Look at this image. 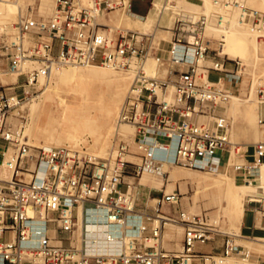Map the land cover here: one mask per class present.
Listing matches in <instances>:
<instances>
[{
    "label": "built area",
    "instance_id": "obj_1",
    "mask_svg": "<svg viewBox=\"0 0 264 264\" xmlns=\"http://www.w3.org/2000/svg\"><path fill=\"white\" fill-rule=\"evenodd\" d=\"M49 19L36 5L24 9L19 0H0V76L16 77L0 82V264H228L234 258L247 260L245 247L234 235L220 231L206 215L183 212L178 193L165 194L150 210L136 206L134 182L143 173H157L167 163L201 171L231 169L237 182L256 189L247 196L244 213L259 218L264 245V190L257 170L264 166V139L238 147L230 139V124L224 115L229 94L222 76L233 72L237 62L220 57L224 41L211 49L205 40V21L190 23L192 40L175 34L166 60L176 75L157 78L144 71L154 54L152 34L119 30L107 33L100 18L114 10L129 9L124 0H51ZM216 6H235L241 24L264 32V12L244 7L236 0H214ZM179 31L184 22L176 21ZM222 26V17H217ZM146 44V46H145ZM191 61L186 64L187 54ZM212 54L211 65H198ZM185 63V64H184ZM101 66L132 70L134 76L117 118V127L133 129L132 140L115 133L105 157L83 147L31 145L24 135L25 117L14 121L23 105L37 98L54 72ZM185 69V70H184ZM211 72L218 74L215 81ZM264 106V86L256 92ZM19 112V111H18ZM258 127L264 132L260 113ZM232 154L237 161L228 162ZM10 177L5 179L1 171ZM162 206L175 211L162 212ZM102 212L105 224L115 228L104 236L105 248H92L78 231V212ZM167 224L182 228L181 250L166 251L162 233ZM222 239V253H202L199 247Z\"/></svg>",
    "mask_w": 264,
    "mask_h": 264
},
{
    "label": "bare ground",
    "instance_id": "obj_2",
    "mask_svg": "<svg viewBox=\"0 0 264 264\" xmlns=\"http://www.w3.org/2000/svg\"><path fill=\"white\" fill-rule=\"evenodd\" d=\"M124 1L127 4L129 0ZM201 1H203V7H199L196 3L190 2L188 0H153L152 8L149 11L147 18H145L144 20L131 15L129 9L125 7L121 9V13H117L115 11L110 12L107 16L108 18L101 17L99 21H101V19H104L105 22L100 23L107 29V31H118L121 29L119 28V26H127L128 28L137 30L140 29L141 31H143L141 33L154 34L155 32L158 41L163 44L167 40L169 41V33H166V35H164L163 33H159L155 28L157 21L162 15H167L168 18L172 21L173 18H175L174 16H178V18H180L182 21L189 23H194V20L196 18L199 20L202 19L205 21L206 30L210 34L215 36L219 35L218 37H222L224 40L228 38L231 40V42H234L239 46V56L246 65H250L252 66V68H255L256 66L254 65L256 64V62H264V41L262 43H258L256 41L257 37H264V32H259L247 27L246 25H242L238 19V10L235 6H229L227 7V9L224 8L226 10H224V14L222 16V21L224 22V25L221 26L222 28L214 27L211 24L207 25L206 21H208L209 17L214 14L212 13V8L209 4L210 1ZM84 2L89 3V0H84ZM243 2L248 5V8L251 7L257 11L264 12V0H244ZM51 3V9H47L46 6H43V4H38L36 6L39 15L44 19H49L53 13L54 4L52 1ZM19 4L23 7V9L27 5H30H25L24 3H22V0H19ZM47 13L49 14L47 16H44ZM170 20L168 21L169 24ZM172 26L173 25L171 24V27ZM123 30L131 31L127 28ZM208 32H206L207 35ZM225 47L226 46L223 44L220 50H225ZM191 59V52H188L186 64L189 63ZM164 61L169 62L168 60H161L160 62H156L155 59L150 58L149 64H146V69L144 67L145 73H149V76L152 75L156 77L157 71L154 70V66H156L154 65V63L161 64ZM201 62L202 61L198 60L197 64L200 66ZM108 70L109 71L102 70L95 66H87L79 68L76 71L74 70V73L71 72L72 69H69L67 71H63L62 69V71L59 70L57 72H54L51 77V80H53V84H49L44 87V91L42 93V97L44 99L43 102L48 103V107L46 110H44L39 107V104L33 103L28 107V111L31 115L30 118H32V123L30 126H28L30 123L27 125L28 128H25V132H27L30 137H34L36 140H38V137H40L41 135L43 137L44 134H48L49 140L48 142H45V147H57L62 143V141H64L68 144V147L76 148L80 139L84 135H89L92 141L90 149L93 148V150L95 151L94 156L105 157L108 151L107 148L109 147V144H107V140L112 133L113 122L116 121L120 106L123 102L124 96H126V92L128 91L130 83L134 76V72L132 70L125 71V73H121V70H119V72L114 69ZM246 75V77L240 78V90L238 95H231V91H229L228 94L230 100L225 104V112L232 120V129L230 130L232 137L235 138L237 136H241L249 140L248 143H255L260 137L262 138V135L264 134V132H260L258 131L259 129H257V108L254 107V98L257 92V86L256 84H254L248 89L245 86L248 78H251L255 83H257V85H264V78L258 77L259 73L253 71V69L247 71ZM2 76H0L2 77L0 78V82L2 84H11L14 82L12 78L5 77V75ZM225 82H227V80H225L224 83L222 82V80L220 82L223 87ZM228 82L231 84L233 81ZM103 87L108 90V94L103 99H100V96L102 94L101 90ZM51 107H55V110L50 109ZM21 109H23V107ZM18 111H15L14 114L19 115ZM30 118L29 120H31ZM14 121L18 122L16 118H14ZM50 126L51 128L49 129L48 127ZM121 126L123 128V126L125 125ZM131 130H124L123 133L117 130L116 133H118L120 137L131 141L134 133L132 128ZM230 157L228 158L229 163H231ZM175 166L177 165L163 163L159 172H146L141 175H150L155 177L141 178L140 176L139 178H137V180H127L129 182H134V187H136L140 183L142 185H146L152 188L155 187L158 189H161L164 183V191L167 194L176 191V189H178L177 184L179 182L194 183L196 184L195 187L197 189V192L195 194L196 197L194 196L195 200H197V198H201L202 201L205 200L204 198H206V200L209 201L206 203L207 208L209 206L217 208V212H222L230 224H240L244 216L245 199L247 196L255 194L256 189L248 185L237 183L236 180L232 176L227 175L226 172H204L198 169L191 168L186 170H179L176 169ZM256 173L260 181V188L264 190V166L258 169ZM200 174H210L212 175V177L214 176L215 179H212L213 181H206L204 180L206 178L204 177V179H202ZM1 176L5 179H8L10 177V173L8 170L3 169L1 171ZM180 191L181 195L187 194V190H185L182 186H180ZM178 196L180 198L179 194ZM157 202L158 199H155L153 197L150 198L148 202V208L150 210L155 209ZM197 207L199 208V206ZM161 211L165 212L168 210L166 206H162ZM182 211L187 212L185 210ZM189 211L190 213H188L190 214V216L202 215L192 214L191 212L194 211V209L192 208H190ZM78 217V231L89 239V243L92 248L97 250L104 249V236L108 232L115 231V228L108 227L105 224L103 213L100 211L95 212L92 210L84 213L79 210ZM212 221L214 224L218 222V219L215 218ZM173 225L180 226L179 224ZM87 230H89V232H86ZM231 235H234L235 240L240 238L248 242L254 252L258 254V256L256 257V261L264 262V245L260 243L258 239H251L245 236L235 235L234 233L232 234V231ZM246 250L249 254L248 259H252L251 253L247 248ZM228 264L246 263L238 262L235 260L232 261V259L230 258L228 260ZM248 264L253 263L248 262Z\"/></svg>",
    "mask_w": 264,
    "mask_h": 264
},
{
    "label": "rangeland",
    "instance_id": "obj_3",
    "mask_svg": "<svg viewBox=\"0 0 264 264\" xmlns=\"http://www.w3.org/2000/svg\"><path fill=\"white\" fill-rule=\"evenodd\" d=\"M188 1L196 3L199 7H201L203 5V1H201V0H188ZM208 1H210L209 4L211 5L212 13L214 15H211L209 17V20H208L209 22L206 21V24L207 25L208 24L209 25L211 24L214 27L222 28L221 26L219 27L216 24L217 17L218 16H221L222 17L223 14H224V10H226L227 7H224V6L221 7V6L214 5V3H213L214 0H208ZM236 1H238V0H236ZM243 1L244 0H242V2H241V0H239L238 2H240L241 4L243 3V6L248 8V5H246V3L243 2ZM22 3H24L25 5L26 4H30V5H33L34 4L36 6L38 4H43V6L44 7L46 6L47 9H51L52 8V3H51L50 0H22ZM224 8H226V9H224ZM138 9H139V0H134L133 1V4H132L131 10L132 11H137ZM250 9H253V8L250 7ZM114 11L117 12V13H121L122 12V10H114ZM114 11H112V12H114ZM215 11H217V12H215ZM48 14L49 13L45 14L44 16H47ZM107 16H105V18H108ZM210 19H211L212 22L210 21ZM222 20H223V18H222ZM197 21H199V19L196 18L194 20V22H197ZM200 21H202V19ZM100 22L101 23H104L105 21H104V19H101ZM183 22H185V21H183ZM223 25H224V22L222 21V26ZM242 25H244V24H242ZM119 28H121L120 30H123V29H126V28L129 29V30H131V31H136L137 30V29H133V28H128L127 26H119ZM205 30H206V25H205V28H204V34H203V36H204L205 40H207L209 42V47L211 49L216 50L217 49V40H219L221 37H218L219 35H217V36L212 35V34H210L206 30V32H208V35H207V33L205 32ZM118 31L117 30L116 31L110 30V31H107V33H109V35L111 37L115 38L117 36V32ZM137 31L138 32H143L140 29L137 30ZM223 41H224L223 44L226 47H225V50L222 49V50L219 51L220 52L219 53L220 54V57H222V58H228L229 60L238 63V65L236 66V68L234 67V69H233V66L232 65H229L228 66V70H230V71L233 70V72H230V73L226 74V76H222V82L223 83H224L225 80H227V82H225L223 88L226 90L227 93H229V91H231V95H238L239 94V90H240V87H239L240 78L241 77H246L247 76L246 75L247 71H250V70L253 69V71H255L256 73L257 72L259 73L260 76L258 75V77L264 78V62L263 61L256 62V64L254 65V66H256L255 68H252V66H250V65H246L241 60V58L239 56V46L237 44H235L234 42H231V40L228 39V38L225 39V40L223 39ZM256 41L258 43H262L264 41V37H262V36L261 37H257L256 38ZM226 43H228V44H226ZM158 45H159V48H161L160 44H158ZM253 55H255V54H253ZM211 58H212V54H209V58H207L205 61L201 62L200 65L210 66L211 65ZM149 59L150 58H148V60H147L148 62L146 61V63H145V66H144L145 69H146V66H147L146 64H149ZM154 65H156V66H154V70H156L159 73H162V75L157 74L156 77L157 78H165L166 75H167V73H168V69H169L170 63L167 62V61H164L161 64L160 63H156V64L154 63ZM95 67H97L99 69H102V70H106V71H109L108 69H110V68H105V67H101V66H95ZM77 69H79V68L73 69L71 72L74 73ZM67 70H69V69L68 68L63 69V71H67ZM116 71L119 72V70H116ZM125 71H127V70H121V73H125ZM217 76H218L217 73L211 72V74H210L209 77H210L211 80H214V79L217 78ZM2 77H4V76H2ZM2 77H0V78H2ZM5 77L12 78L14 80V82L16 80V77L14 75L6 74ZM228 81H233V82L230 84ZM234 81H235V83H234ZM49 84L52 85L53 84V80H50V82L47 85H49ZM254 84H256V86H257L256 88L257 89L259 87L264 86V85H257V83H255L251 78H248V81L246 82V86L245 87L248 89V88H250ZM43 91H44V87L41 88L35 94V96H37L36 99H34L33 101H31V102L23 105L22 106L23 109H21L22 107L20 108L21 110L18 109L19 110V115L16 117V119L18 121L21 120V119L20 120L18 119L19 116L25 117L26 121H25V125H24V134L27 137V139H28V141H29V143L31 145L35 144L34 146H37V145L44 146L45 142H48V140H49V138H48L49 135L48 134H44L45 136L43 135V137L41 135L40 137H38V140H36L34 137H32V136L30 137V135H28V133L25 132V130H26L25 128H28V126H30L31 123H32V118H30L31 115H30V113L28 111V107L30 105H32V103L33 104H39V107L42 108V109H44V110H46L47 107H48V103L43 102V100H44L43 97H42ZM101 92H102V94L100 96V99H103L108 94V90L105 87H103L102 90H101ZM126 94H127V92H126ZM124 99H125V96H124ZM254 99H255L254 100L255 101L254 102V107L257 108V119L259 118L260 113H262V115L264 117V106H261V105L258 104L257 99H256V95H255V98ZM40 100H42V101H40ZM40 102H41V104H40ZM50 109L55 110V107H51ZM223 111H224V115L226 116V118L229 121L230 130H231L232 129V120L230 119V117L225 112L226 111L225 110V106H224V110ZM29 118L31 120H29ZM257 127H258V125H257ZM48 128L50 129L51 126L48 127ZM257 129H259L258 131L261 132V130H260L259 127ZM117 130H119V132L123 133L124 130L128 131V130H131V128H129L128 126L127 127L126 126H123V128H122V126L117 127L116 121H114L113 122V126H112V133L108 137V140H107V144H109L108 145L109 147H110V141H111L112 137L114 136V134L116 133ZM28 136H29V138H28ZM263 136H264V134L262 135V138L260 137L257 141H260L261 139L263 140L264 139ZM230 139H231V141L233 143L238 144V147H242V146H244L246 144H251V143H248L249 140H247V139H245V138H243L241 136H237L235 138L232 137L231 132H230ZM91 143H92V141H91L90 136L89 135H84L80 139V141L78 142V145L76 146V148L75 147H72V148L71 147H68V144L66 142H64V141H62V143L60 145H58L57 147H67V148H70V149H79V148L83 147V148H85L87 150L88 153L94 155L95 151L93 150V148L90 149V145H92ZM109 147L107 148V150L109 149ZM230 159H231V162L232 161H237L236 157H233L232 155H231ZM175 167H176V169H179V170L189 169L187 167H182V166H175ZM219 172H226L227 175L232 176L236 180V177H235L234 173L231 171V169L222 168ZM200 176H201L202 179H204V177H205L206 179H204V180H206V181H213L215 179L214 176L212 177V175H210V174H200ZM236 182H237V180H236ZM237 183H239V182H237ZM239 184H242V183H239ZM177 186H178L177 187L178 189H176V191H177L176 193L179 192V194H180V203H181V205H179V207L181 206V208L183 210L187 211L186 212L187 214L190 213L189 209L192 208V209H194V211L191 212L192 214H197V215L202 214V215H206L207 218H208L209 224H211L212 226H216L220 231L226 232V233L228 232L230 234H231V231H232V234L234 233L235 235H241L240 229H241V225H242L243 218H242L240 224H230L228 222L227 218L223 215L222 212H217V208L210 207V206L207 208L206 203L209 202V201L206 200V198H204L205 200H202V201H201V198L200 199L197 198V200L194 199L196 197L195 194L197 192V189L195 187L196 184L189 183V182L188 183H186V182H184V183L183 182H179L177 184ZM180 186H182L185 190H187V194L181 195ZM162 188H163V190H165L164 183H163V187ZM153 195L156 197V199H159L161 197L160 193H153ZM145 196H146V191L143 190V188L139 187V197H138L137 202H136V206L138 208H143L144 207V203H145L144 199H145ZM197 206H199V208ZM195 209H197V210H195ZM202 215H200V216H202ZM215 218L218 219V222L213 224V221L212 220L215 219ZM86 232H89V230H87ZM241 236H243V235H241ZM181 239H182V228H180V226H178V225L168 224L166 226L165 230H164V233H163L162 246L164 248H166L167 250H169L171 248L174 251H180L181 250V243H180L181 242ZM235 243L238 244V245H240V246L246 247L249 250V252L251 253V255H252L251 258L252 259L240 260V259L234 258V256H233L231 258L232 261L235 260V261H238V262H244L246 264H248V262L249 263H253V264H264V262H262V261H260V262L256 261V257L258 256V254L254 252V250L252 249V247L250 246V244L248 242H246V241L238 238Z\"/></svg>",
    "mask_w": 264,
    "mask_h": 264
},
{
    "label": "crops",
    "instance_id": "obj_4",
    "mask_svg": "<svg viewBox=\"0 0 264 264\" xmlns=\"http://www.w3.org/2000/svg\"><path fill=\"white\" fill-rule=\"evenodd\" d=\"M133 1L134 0H129V12H130V14L133 15V16L139 17V18H141L143 20L145 18H147L148 14H149V11L152 8L153 0H139V9L137 11H132L131 10ZM161 17H163V18H161ZM161 17L157 21V23L155 25V28L158 30L159 33H163L164 35H166V33H169L168 34L169 41L167 40L163 44L160 43V41H158V39H157L156 33L154 32L155 35L152 33V35L154 36L153 47L155 49L154 50V54L160 56L162 60H166V55H167L166 51H167V49L169 47V42H170L171 38L175 34H179V35H183L189 41L192 40V36H191V34L189 32L193 29V26L190 25V23H192V22H190V23L189 22L188 23L185 22L183 24V26L181 27L182 31L180 32L179 31L180 27H178V25L176 23V21L178 20L177 19L178 16H174L175 18H173V21L170 20L167 15H162ZM169 20H170V24L168 22ZM157 24H159V25H157ZM171 24L173 25L172 27H171ZM133 32H136L138 34H151V33H141V32H138L137 30L133 31ZM158 44H160L161 48H159ZM145 46H146V44H145ZM172 69L174 70L175 68L172 67V66H169L168 73L166 75V77H168L170 79H174L175 76H176L174 74V72H172ZM175 71H176V69H175ZM156 73L162 75V73H159V72H156ZM215 80L216 79H214L212 81H215ZM142 177L150 178V177H155V176L146 175V176H141V178ZM139 187L143 188V190L146 191V196H145V199H144V201H145L144 206L145 205L148 206V202H149L150 198L153 197V198L156 199V197L153 195V193H160V195H161L162 192H164V190L162 188L161 189H158V188H155V187L152 188V187H148L146 185H142V184L139 183V185L137 187V199L139 197ZM174 192H177V191H174ZM178 194H179V192H178ZM180 205H181V203H180ZM166 208H167L168 211H173V212L175 211V208H173V207H166ZM180 208H181V206H180ZM165 212H167V211H165ZM261 223H262V221L259 218H257V217L253 218V217L248 216V215H246L244 213L243 220H242V225H241V229H240L241 235H243L245 237H248V236L259 237V236H261V230L259 229L260 226H261ZM163 233H164V230H163ZM163 233H162V236H163ZM164 249L166 251H174L171 248L170 249L168 248L169 250H167L166 248H164ZM198 250L200 252H202V253L220 255L222 253V239L216 238L213 242H209L208 244L199 247Z\"/></svg>",
    "mask_w": 264,
    "mask_h": 264
}]
</instances>
